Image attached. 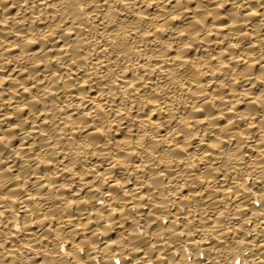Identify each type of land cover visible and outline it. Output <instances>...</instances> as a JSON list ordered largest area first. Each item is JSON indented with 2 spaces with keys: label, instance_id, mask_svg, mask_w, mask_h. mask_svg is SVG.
<instances>
[{
  "label": "bare ground",
  "instance_id": "6f19581e",
  "mask_svg": "<svg viewBox=\"0 0 264 264\" xmlns=\"http://www.w3.org/2000/svg\"><path fill=\"white\" fill-rule=\"evenodd\" d=\"M0 264H264V0H0Z\"/></svg>",
  "mask_w": 264,
  "mask_h": 264
}]
</instances>
